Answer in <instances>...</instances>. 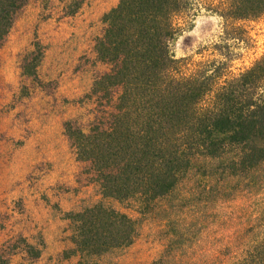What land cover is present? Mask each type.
I'll list each match as a JSON object with an SVG mask.
<instances>
[{
	"label": "trees",
	"instance_id": "16d2710c",
	"mask_svg": "<svg viewBox=\"0 0 264 264\" xmlns=\"http://www.w3.org/2000/svg\"><path fill=\"white\" fill-rule=\"evenodd\" d=\"M26 2L0 0V47ZM200 6L199 0H118L94 43L106 69L85 96L92 117L86 124L66 121L63 129L103 198L132 202L143 215L185 213L153 264H264V53L238 73L225 42L212 46L218 58L175 57L172 44ZM206 10L242 41L236 22L264 14V0H221ZM33 59L22 65L28 76L36 74L39 54ZM244 198L247 209L255 204L253 217L235 215L240 220L231 223V235H202L209 210L238 208ZM67 219L74 252L85 257L125 249L138 236L134 219L102 204ZM17 250L26 261L40 256L18 237L0 245V264H14Z\"/></svg>",
	"mask_w": 264,
	"mask_h": 264
},
{
	"label": "rangeland",
	"instance_id": "374dc122",
	"mask_svg": "<svg viewBox=\"0 0 264 264\" xmlns=\"http://www.w3.org/2000/svg\"><path fill=\"white\" fill-rule=\"evenodd\" d=\"M220 1L199 0L200 9L191 12L195 15L182 26L172 49L177 58H218L212 46L225 42L232 46L230 69L238 73L264 53V14L236 22L243 31L238 35L243 40L236 41L223 18L206 10ZM117 2L27 0L0 47V245L23 237L40 250L33 261L12 251L14 264H153L169 231L186 219L185 213L143 215L132 202L103 198L65 136L66 121L86 124L92 117L93 105L85 96L93 78L106 69L96 59L94 43L103 29V15ZM37 54L36 74H24L22 65L36 62ZM95 204L135 220L138 236L129 247L93 257L74 252L67 213ZM237 204L213 214L209 210L202 235H231V223L240 220L235 215L253 217L257 211L253 203L247 209V198ZM239 223L238 228L244 226Z\"/></svg>",
	"mask_w": 264,
	"mask_h": 264
}]
</instances>
